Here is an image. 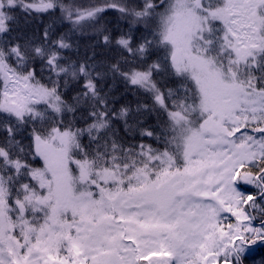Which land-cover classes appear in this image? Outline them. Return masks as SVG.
<instances>
[{"label":"snow or ice","instance_id":"obj_1","mask_svg":"<svg viewBox=\"0 0 264 264\" xmlns=\"http://www.w3.org/2000/svg\"><path fill=\"white\" fill-rule=\"evenodd\" d=\"M258 242L264 0H0V264Z\"/></svg>","mask_w":264,"mask_h":264},{"label":"trees","instance_id":"obj_2","mask_svg":"<svg viewBox=\"0 0 264 264\" xmlns=\"http://www.w3.org/2000/svg\"><path fill=\"white\" fill-rule=\"evenodd\" d=\"M244 264H264V242H258L246 249Z\"/></svg>","mask_w":264,"mask_h":264}]
</instances>
